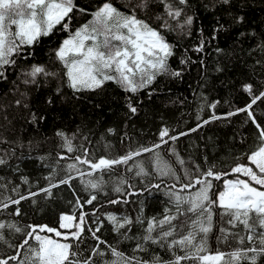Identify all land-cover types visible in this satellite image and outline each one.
<instances>
[{
    "label": "snow or ice",
    "instance_id": "obj_1",
    "mask_svg": "<svg viewBox=\"0 0 264 264\" xmlns=\"http://www.w3.org/2000/svg\"><path fill=\"white\" fill-rule=\"evenodd\" d=\"M257 10L264 13V0H124L122 4H117V0H100L94 10L91 4L81 5L79 0H0V83H10L14 92L11 100L6 98L7 94L0 97V145L7 146L0 148V166L7 165L16 156L18 148L32 152L43 143L33 140L25 143L17 128L20 117L6 109H19L21 114L26 113L24 123L38 126L47 121L46 113L59 103L79 100L81 94L95 93L113 82L125 93H130L126 96V106L128 113L135 116L140 111L136 94L148 89L158 77L182 79L187 66L197 63L187 55L189 50L184 49V55L178 61L184 67L173 68L170 64L176 56L179 41L191 37L194 30L199 34L198 42L192 48L194 53L203 54L221 38L235 36L234 46L244 40H256L249 55L252 52L264 54V31H256L257 25H264V16L258 19L250 16ZM77 15L91 19L73 30ZM205 20L207 24L203 23ZM58 27L68 33L53 50L62 70H50L49 65L40 62L27 63L29 58H35V46L42 38L53 35ZM170 34H175V43L169 41ZM215 51L224 53L218 45ZM20 59L27 67L16 73ZM198 62L203 69L205 61L198 58ZM255 64L264 67L261 60H256ZM216 70L223 71L220 67ZM11 75H16V79H10ZM47 81H52L55 86L44 96L42 106L34 110L35 92ZM21 85L25 86L23 90ZM65 87L71 90V98ZM242 89L250 97L244 107L217 114L215 109L219 101L212 102L207 104L212 110L208 118L201 120L197 115L196 127L176 133L174 128L164 124L158 132V142L130 148L115 157L96 159L92 150L84 146V142L90 143L86 136L77 145L74 143L77 133L57 129L55 135L61 141L58 147L64 151L57 153L54 165H46L49 168L44 177L47 186L15 199L11 196L0 199V212L14 206L9 215L22 217V201L32 199L35 204L34 198L40 193L51 199L54 189L62 185L71 188L72 181L77 178L88 196L82 199L73 189L74 203L69 202L73 211L60 214L58 227L48 224L21 226L16 220L0 219V244L13 250L11 254L0 253V264H258L264 260V121L258 119L253 107L264 102V79L246 82ZM155 92L156 89L148 92L149 99ZM201 98L206 101V97ZM204 107L202 103L198 113H202ZM240 113L246 114L245 123L254 126L256 142L250 153L236 158L230 170H218L215 164L201 168L195 161L191 162L194 168L189 167L177 149L169 147L176 164L183 168L182 180L174 165L159 152L162 146H168L170 142L174 145L190 132ZM114 131L108 129L110 133ZM78 151L82 154L65 155ZM143 153L153 154L152 171L158 177H171L176 183L170 185L166 193L171 207H166L162 216L147 218L143 234L137 236L134 227L145 224L142 209L141 215L135 218L113 212L101 217L95 207L91 213L85 211V205H94L98 194L104 191L108 183L104 180V172H112L123 165L129 166L127 171L135 169L136 176H150L152 172L144 162L136 160ZM47 158L39 157L41 160ZM67 159L72 162L61 167L60 162ZM204 161H208L207 156ZM80 165H87L88 170L82 171ZM96 173L101 174L97 176ZM230 174H236V178L226 179ZM22 179L28 183L27 177ZM218 181H222V190L216 188ZM125 184L128 180L121 176L112 190L134 195V192L125 193ZM6 187L0 184V188ZM151 187L160 189L161 184ZM12 191L17 192V189ZM107 203L117 205L128 201L117 196ZM93 216L96 217L94 220ZM106 222L119 237L114 243L102 238ZM43 233H54L61 239ZM17 234L20 239L14 243L9 237ZM210 236L225 245L235 241L237 246L229 251L219 248L211 251ZM89 239L94 243L89 244ZM122 240L135 241L131 253L120 249ZM150 245L166 248L171 254L170 259L164 260L159 254L150 252Z\"/></svg>",
    "mask_w": 264,
    "mask_h": 264
},
{
    "label": "trees",
    "instance_id": "obj_2",
    "mask_svg": "<svg viewBox=\"0 0 264 264\" xmlns=\"http://www.w3.org/2000/svg\"><path fill=\"white\" fill-rule=\"evenodd\" d=\"M81 5L91 4L94 10L100 0H79ZM124 3V0H117V4ZM251 18L258 19L264 16L259 10L250 14ZM91 19L90 16L83 17L77 15L72 26L73 30L81 24ZM207 24L208 21H203ZM257 33L264 31V25H257ZM68 33L59 27L50 37H44L41 43L35 46V58H29L27 63L40 62L50 66V70L61 71L62 64L56 61L53 50L59 46L63 39L67 38ZM170 42H176L175 34L169 35ZM259 38V36L257 37ZM199 34L194 30L191 37H186L179 41L176 56L170 60L173 68L184 67L179 65L178 61L184 55V49H188V56L197 63L187 66L184 76L180 80H173L167 76L158 77L156 82L148 89H144L136 94V99L140 102V111L137 115L131 116L126 106V96L120 87L113 82H108L102 90L95 93L85 92L81 94L79 100L73 99L71 103L65 100L59 103L54 110L47 114L48 119L38 126L24 123L23 116L19 109L13 107L6 109L7 112L20 117V123L17 124L20 134L25 143L28 140L42 141L39 149L29 152L27 148L17 149L16 156L9 160V163L0 166V184L7 185L6 188H0V199L11 196L13 199L18 195H27L29 192H38L40 187H46L47 181L44 179L49 173L46 165H54L57 159V153L64 150L58 145L61 143L59 137L55 135L57 129H63L66 133H77L75 144L79 145L83 137L88 138V142H84V146L92 150V154L96 159L101 156H119L123 155L128 149H135L140 145L150 146L158 142V132L160 128L167 124L175 129V132H187L190 128L196 127L197 115L202 119L208 118L211 109L207 104L219 101L215 109L217 114H224L232 111L237 107H244L250 97L242 89V85L246 82H254L264 79V67L256 65V60L264 63V54L260 52H252L256 40H244L234 46L235 36L227 39L221 38L210 45L203 54L192 52V48L198 42ZM219 46L224 49V53L218 54L215 47ZM198 58L205 61L204 68L201 69ZM27 63L19 60V67L15 70L19 73L27 67ZM220 67L223 71H217ZM10 79H16V75H11ZM55 84L52 81L43 83L35 92L32 107L35 110L41 107V101L44 96L50 94ZM25 86L21 85L23 90ZM13 86L10 83H0V97L5 96L11 100L14 96ZM156 89L154 95L149 99L148 92ZM68 97H72L70 89L65 87ZM206 97V101L201 97ZM182 101V103H181ZM204 104V111L198 113L201 104ZM99 104L97 108L95 105ZM255 114L261 121H264V102H258L253 106ZM10 119L12 116L10 115ZM246 114L240 113L231 117L229 120H221L213 122L209 125L198 129L196 132H190L187 136L181 137L175 144L172 142L168 146H162L159 152L164 159L169 160L176 168L177 174L184 178L183 168L176 164L175 157L168 151L169 147H175L180 156L186 161L189 167H193L192 161L199 164L201 168H207L209 164H215L218 170H230L236 163V158L245 153H250L256 142V130L254 126L248 122ZM15 123V121H14ZM115 131L110 133L108 129ZM79 129V132H77ZM175 134V133H173ZM105 145H110L106 148ZM7 147L0 145V148ZM81 152L65 153L66 156L81 155ZM41 156H47L45 160L39 159ZM208 157V161H204V157ZM136 160H142L145 166L152 174L150 176H136L135 169L127 171L129 166H118L112 172H104L103 177L108 183L105 185L104 191L98 194V201L94 205H85V211L91 213L93 208L103 217V214L113 212L116 214H127L135 218L141 215L145 218V224H137L133 232L139 236L143 234L146 227L147 218L153 216H162L166 207H171L167 190L170 185L176 183L171 177H158L152 171V153H143ZM72 162L71 159L62 160L61 167L66 163ZM131 163V162H130ZM82 171H87V165L79 166ZM75 175V172L72 173ZM96 173L95 175H100ZM64 175L61 171L60 176ZM123 176L128 180V184L123 185L125 193L134 192V195L128 196L124 193H115L112 188L117 183L118 178ZM23 177L28 178V183H24ZM236 174H230L226 179L234 178ZM163 181V182H162ZM154 184H161L160 189L151 187ZM131 185L132 187H129ZM217 190H222V181L215 182ZM16 188L17 192L12 189ZM73 189L81 198H87L88 192L83 190L80 179L72 181V186L62 185L53 190L51 199L45 198L40 193L34 199L36 203H32V199L22 201L21 207L24 215L22 217H14L9 215L13 208L0 212V219L16 220L21 226L28 224H48L52 227H58L59 216L62 212L73 211L74 203ZM179 189V183H177ZM191 191H194L192 189ZM106 193V195H105ZM120 196L122 200L128 203H120L110 205L107 203L109 199H115ZM96 217L93 216L94 220ZM183 219V218H181ZM55 237L54 233H43ZM218 235V233H216ZM102 238L107 239L110 243H114L119 237L111 231V225L107 224L103 230ZM14 243L20 239L19 234L15 237H9ZM61 239V238H60ZM35 246V241L31 242ZM89 244L94 243L89 239ZM209 249L215 251L219 248L221 251H229L236 247L235 241H231L229 245L218 243L215 236L209 238ZM135 246V241L122 240L119 244L121 250L131 253ZM12 249L6 245L0 244V253H12ZM150 252L159 254L164 259H170L171 254L166 248H160L157 245H150ZM143 255V254H141ZM109 257H105L108 259ZM99 261V258H97ZM264 264V260L258 262Z\"/></svg>",
    "mask_w": 264,
    "mask_h": 264
},
{
    "label": "rangeland",
    "instance_id": "obj_3",
    "mask_svg": "<svg viewBox=\"0 0 264 264\" xmlns=\"http://www.w3.org/2000/svg\"><path fill=\"white\" fill-rule=\"evenodd\" d=\"M14 30V29H13ZM236 177H234V178H230V179H235ZM241 178H243V177H241ZM54 239H60V238H58V237H53Z\"/></svg>",
    "mask_w": 264,
    "mask_h": 264
}]
</instances>
